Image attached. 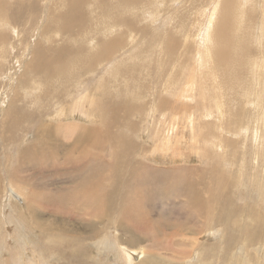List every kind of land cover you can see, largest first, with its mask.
I'll list each match as a JSON object with an SVG mask.
<instances>
[{"label":"rangeland","instance_id":"rangeland-1","mask_svg":"<svg viewBox=\"0 0 264 264\" xmlns=\"http://www.w3.org/2000/svg\"><path fill=\"white\" fill-rule=\"evenodd\" d=\"M20 1L4 0V3L12 9ZM49 1L54 4V9L62 10L60 3L66 0H38L33 16L23 10L24 17L17 18L15 23L10 21L14 26L7 24L3 27V21H0V33L6 31V43H9L0 46V54L5 52L8 55L3 61L0 58V264H128L124 255L126 251L131 254V264H264V221L257 214L262 212L264 215V73L262 71V78H257V82L251 77L258 76L261 70L256 67L250 74L251 67L246 63L245 49L249 45L243 44L241 36L243 32L247 34L252 30L242 29L244 19L238 24L230 17L227 35L231 42L230 53L225 63H215L218 40L216 42V37H213L212 44L211 36L213 58L208 61L204 55L207 45L204 38L212 13L215 14L213 35L216 33L223 0H167L166 9L158 19L146 12L147 9L138 8L139 4L131 0H84L81 17L84 16L85 24L79 21L72 26L80 29L77 36H69L68 28H61L60 21L56 19L51 25L53 41L48 45L47 39H42L43 45L51 47L46 52L49 57L58 58L55 55L61 47L66 48L68 55L61 57V64L56 66L53 75L36 77L40 80L34 82L33 76L30 79V68L24 69L23 63L29 58L25 47L27 42L30 44L41 39L42 36L39 39L33 36L37 27L51 23L44 12L42 14L45 3L52 6ZM249 6L250 3L245 6L247 12L258 21L259 9L249 10ZM249 23L250 19L246 17V24ZM130 27L139 30L149 27L150 30L146 35L142 31L144 34L140 33L132 40L127 36ZM15 30L20 31V36L17 31L13 35L11 31ZM114 30L125 33V47H116L113 51L118 57L117 66L124 67L119 73L116 70L107 72L112 67V59H104L101 64L94 61L88 64L98 48L96 44L91 45L95 41H87V37L97 36L100 42L98 38L102 32ZM258 34L256 29L250 35L255 44ZM104 37L106 39L107 34ZM168 39L175 40V51L171 54L166 50ZM234 42L242 43L243 47L232 53ZM157 43L158 46L162 43V46L159 48ZM187 44L191 47L184 50ZM22 52V63H16ZM251 54H254L253 47ZM236 55L241 59L240 64L234 62ZM86 70L92 73L87 74ZM73 72L75 78L71 76ZM22 74L29 79L26 77L27 84L18 91L14 87L18 86ZM117 74L120 75L116 77ZM78 75L83 79L81 86L76 85ZM250 78L252 80L248 81ZM27 85L34 89L27 91ZM253 85L263 94H254ZM188 86L193 90L184 93ZM16 91L18 94L15 96ZM257 95L263 98L262 106L255 100ZM13 96L17 99L15 110L26 111L27 115L16 112L15 120H4L10 115L8 107L12 105ZM92 97L112 104L120 111V116L127 108L134 127L121 124L110 126V130L106 125L99 128L107 117L98 119L101 116L99 111L93 112L88 105L81 107L79 104L93 101ZM31 100L34 101L32 105L25 104ZM56 100L60 101L59 104ZM160 100H164L167 106L160 107ZM60 103L61 106L66 104L64 109L63 106L60 109ZM253 107L255 110L260 108L259 114ZM58 108L64 110L61 116H56ZM29 112L37 113L38 117L29 118ZM39 119L54 125L98 127L95 130L99 135L109 132L115 135L111 138L114 141L106 144L95 134L91 140L81 139V149L88 146L87 149L75 150L71 139H63V148H72L69 153L65 149L57 158L50 155L44 164L42 158L35 157L34 160H39L33 162L32 170L27 168L15 172L14 178L9 179L5 172L13 171L18 160L17 151L32 141L35 122ZM60 129L68 132V129ZM54 133L58 132L50 134L53 140ZM166 135L167 149L170 147L167 152H153L157 141ZM58 136L66 137L57 135L56 138ZM122 136L130 138L136 148L126 150L121 142ZM97 140H100L99 144L91 146ZM114 149L123 152H115ZM119 157V167L109 166ZM84 160L105 167L101 174L111 169L120 170L122 176L116 184L100 178L104 185L99 193L105 196L108 192L115 196L111 202L112 217L104 218L101 223L93 217L92 205H100L102 197L90 202L78 196L75 212L70 206L63 209L59 199L55 200L65 196L74 185L67 175L75 172L74 166L83 167ZM89 168L91 170L92 166ZM32 173L36 180L34 189L32 186L24 189L21 196L17 189L12 190L11 180L30 179ZM125 181L127 186L120 187V183ZM133 181L135 183L131 185ZM17 184L21 186L20 182ZM130 191L138 202L135 215L120 218V228H114L118 218L111 219L117 215L119 205ZM27 193L30 195L28 200L24 196ZM221 193L230 195L232 206L238 207L239 211H234L228 218L223 215L219 220L216 208L224 202L215 194ZM205 198H209L211 206L206 203L193 206ZM132 201L131 198L129 202ZM247 207L253 208V213ZM77 211H81L79 215L75 214ZM33 213L39 215L43 222H53L55 215L65 217L68 222L65 229H54L57 233L51 235V241L35 225ZM258 216L261 219L257 220ZM91 222L97 225V236L92 237L87 233L88 228H84ZM59 236L61 240L57 244L56 237ZM151 259L155 263H151Z\"/></svg>","mask_w":264,"mask_h":264},{"label":"bare ground","instance_id":"bare-ground-1","mask_svg":"<svg viewBox=\"0 0 264 264\" xmlns=\"http://www.w3.org/2000/svg\"><path fill=\"white\" fill-rule=\"evenodd\" d=\"M37 1L38 0H22V1H20L16 5L15 8L9 9V7L5 5L4 0H0V21H3V23H2L3 27L5 25H7V24H8V26H9V24H11V26H12L13 25L12 23H15L14 20H16L17 18H20L21 19L22 17H24V11L23 10H25V9L28 12L27 15L31 14L33 16V14L36 11V3H37ZM131 1L135 2L136 4H139V7L138 8L141 7V8L147 9L146 12H149L151 15L156 16V19L159 18L158 16L161 17V15L163 13V9L165 11L166 6H167V0H146L144 2L142 0H131ZM50 2L51 1H49V3ZM83 3H84V0H66L65 2H61L60 3V5L63 8L62 10H59V9L56 10V9H54L53 8L54 4L52 5L50 3V6L52 5L51 7H48V4L47 3L44 4V7L42 8L44 10L42 11V14L44 12V14L46 15V19L48 21L51 20V23H48L47 22L43 27H41V26L37 27L36 26L37 29H35V32H34V35L33 36H35V37L37 36L38 39L42 36L41 39H39V41L36 40L34 43H30V44H28L29 42H27V44H26V41H27L26 40L25 41L26 47L24 46L25 49H26L25 51L28 52L27 55H29V56H26L24 54V56L29 57V58H26L27 60H25L28 63L27 62H24L23 63L24 64V69L26 67L30 68V70H31L30 79H31V76H33L32 77L33 78L32 81L35 82V81L40 80V79H37V78H41V76H43L45 74H46V76H48L49 74H52L53 75L54 74V70L56 69V66L61 64V61H60L61 60V57L64 56V55H68L66 53L67 52L66 51V48H64V47H61L60 50L57 51L60 54L56 52V55L55 56H58V58H56V59H54L53 57H49L47 55V53H46L47 52V49H50L51 48L48 45L54 39L53 31H52V26L51 25L57 19L61 23V25H60L61 28L62 27L68 28L66 30V32H67V34L69 36H71V35L77 36V33L80 32V29L79 28L74 29L72 26H73V24H75V23H77L79 21L83 25L85 24V18H84V16L81 17L82 16V13H81V5ZM248 3H250L249 10H254V9H257V8L259 9L258 10V17H259L258 21L253 20L252 16L247 12V9L245 8V6ZM149 13H147V14L144 15L145 18H146V15L148 17V14ZM214 16H215V14L212 13V17H210V19H209V25H208V27L206 29V33H205L206 36L204 38L206 40V42H207V45L205 46V51H204V55H205L206 59H208V61L210 59V61H211V59L213 58V54L211 52L212 45L210 44V42H211V36H212V44H213V37L214 38L216 37L215 38L216 42L218 40V42H217V48H216V51H215V55H216L215 63H225L227 61L226 56L229 55V53H230L229 46L231 45V42L228 40V37H227V35H228V26H229L228 22L230 20V17H233L234 22H236L238 24H240V22L244 19V25L242 26V29L243 28L244 29H251L252 32L251 33L248 32L247 34H244V32H243V34L241 36V40L243 41V44L244 45H249V47H247L245 49V53H246V63L251 67L250 74L253 73L252 71L255 70L256 67L261 70V72H260V74L258 76L257 75L251 76L252 79L254 80V82H257V78H259V77L262 78L261 77L262 71L264 73V0H223V2H222L221 18L219 19V23H218L217 29L215 31L217 34L215 33L213 35L212 25H213ZM246 17L250 19V23L248 25L246 24ZM117 18H118V16H117ZM10 21H12V23ZM17 25L15 26L16 28H17ZM76 27H78V26H76ZM149 27H150V25H149ZM149 27H146L145 29H142V30H139L137 28H133V27L131 28L130 27V30H131L130 31V34L127 35V36H130L129 38H132V40H133V37L134 36H138V34H140V33H143L142 31H145L146 33L145 34L143 33V34L146 35L148 33ZM11 28H13V27H11ZM256 29H258L259 34L256 35V37H255V42H256V44H255L253 42L254 41L253 38H251L250 35L251 34H254V30H256ZM115 30L114 31H109L108 33L102 32L103 35L98 38V40H100V42L97 41V36L96 37H90V36L87 37V41L94 40L95 42L92 43L91 45L96 44V46L98 48V49L96 48L97 51L93 53V58L88 62V64H91L92 61L101 64V62L104 59H108V60L109 59H112V61H110L112 63V67L111 68L109 67V66H111V63H109L110 65H108V67L110 69H108L107 72H109L110 70H116V72H118V73L119 72H122L121 70H123L124 67H121V66L118 67L117 66V64H119L116 61V59L118 57L114 55V54H116V52L114 53L113 51H114V49L116 47H122V48L125 47V44L123 43V40H124L123 35H125V33H124V31L116 32ZM16 31L17 30L11 31V32L14 35ZM5 32L6 31H2L0 33V46L3 45V43L4 44H9V43H6L7 42L6 40H7L8 37H7V34ZM87 32H85V33H87ZM131 32H133V33H131ZM183 33L185 34V29H184V32ZM17 34H18V36H20V31L19 30L17 31ZM105 34H107L106 39H104L105 38L104 37ZM153 34H155V33H153ZM153 34H150V35L152 36ZM162 34H164V32ZM27 35H28V33H27ZM22 36H23V34H22ZM109 37H112V38L109 39ZM157 37H158V35H157ZM15 38H17V36ZM18 38H17V42H19L18 41ZM44 38L47 39L48 45H43L42 44L43 43L42 42V39H44ZM161 38L163 39V37H161ZM21 39H22V37H21ZM9 40H10V38H9ZM23 40H24V38H23ZM155 40H157V39L155 38ZM174 41L175 40H173V41L170 40V39L167 40V47H166L167 54H171L173 52V50H174ZM13 42H15V41H13ZM15 44H16V42H15ZM121 44H122V46H121ZM132 44H133L132 46H135L134 43H132ZM243 44L242 43L234 42L232 44L233 45L232 53H234L235 50H237L239 48H242L243 47ZM156 45L158 46V43ZM3 46H5V45H3ZM161 46H162V43H161ZM161 46H158V47L160 48ZM27 47H29L28 50H27ZM190 47H191V45L190 44H187L184 47V50H186V49H188ZM251 47H253V49H254V54H251ZM19 49L20 48H18V50ZM5 54H7V53H5V52L3 53L2 52L0 54V58H1L2 61L5 58H7V56H8V55L6 56ZM22 55H23V52L21 53V55L19 56V58L17 57L16 63H22L21 62L22 61V58H24V57H21ZM74 59H75V57H74ZM234 62H235V64H240L241 59H240V57L238 55H236L234 57ZM96 63H94V64H96ZM94 64L92 66H89V69L93 68ZM252 67L254 69H252ZM95 71L96 70H93V72H95ZM26 72H27V69H26ZM86 73L89 74V73H92V71H87L86 70ZM113 74H115V73H113ZM119 75L117 74L116 77H118ZM71 76H73L75 78L76 75L74 76V72H73ZM26 77L29 79L28 76H26L25 74L24 75L22 74L20 76L19 80H18V83H17L18 86H15L14 89L17 88V90L19 91V89L22 87L20 89V91H21L24 88L25 84H27ZM76 78H78V79H76V82H78L76 85L79 84V86H81V83L83 82V79H81L82 78L81 75H78ZM252 79L250 78V79H248V81L249 80H252ZM262 79L264 80V74H263V78ZM98 83H99V81L97 82V84ZM29 84H31V83H29ZM101 84H103V83H101ZM244 84H246V83L244 82ZM259 84H260V82H259ZM262 85H264V82L262 83ZM103 86H105V85H102V87ZM253 87H254V85H253ZM104 88H106V87H104ZM26 89H27V91L31 92L34 88L32 86H30V85H27L26 86ZM191 90H193V89L188 86L184 90V93H187V91H191ZM18 91H16L14 93L15 96H16V94H18ZM94 91H96V89H94ZM69 92L70 91H68V94H69ZM74 92H76V91H74ZM252 92L254 94H259V95L264 93V91L262 93L261 90L259 91V89L258 90H257V88L255 89V87L252 90ZM45 94H48L49 95L50 93H45ZM79 94H81V96H85L84 94H82V92H80ZM92 94H94V92ZM259 95H257L258 98H256L255 100L259 101V103L262 106V103H263L262 102V99L263 98L259 97ZM97 96H99V95L97 94ZM54 98L55 97L53 96L52 100ZM253 98H255V97H253ZM97 99H99V98L92 97V100L93 101H89L88 100L89 102L87 104L85 102L84 103H79V104H81V107H82V105H84L85 107H87V105H88L89 106V110H91L93 112L94 111H99V114L101 116L98 119L101 118L103 120V117H107V120H105V122L103 121V124L102 125H99V128H102L101 126H103V125L105 126L106 125L107 126V130H110L111 129V128L109 129L110 126L114 125V126L117 127V126H120L121 124H124V126L125 125H129V127H132V128L134 127L135 124L131 120V117L128 116L129 111H128L127 108L123 109L124 115H121L120 116V115H118V113H120V111H118L116 108H114V106L112 104H107L104 100H97ZM247 99H249V96L247 97ZM16 100L17 99H15V97L13 96V98H12V105H10L8 107V112H9L10 115L8 116V119L5 118L4 120H8V121L15 120L16 119V116H17L16 112L19 113L20 115H21V113H24V116L26 117V115H27V112L26 111H22L20 109H17V111L15 110V108L17 107L16 106L17 105ZM37 100H39V97H37ZM251 100L253 101V99H251ZM103 101H104V103H102ZM163 101L160 100V103L158 102L160 107H166L167 106V103L166 102H163ZM33 102L34 101H32V100L30 102H28V101L26 102L25 101V104L32 105ZM40 102H41V100L38 101V103H40ZM59 102L60 101H57L58 104H59ZM152 102H151V104H153ZM53 103H55V102H53ZM50 104H52V103L50 102ZM75 104H78V103L76 102ZM258 104H257V106L260 107V105H258ZM57 105H56V108L59 107V106H61V103H60L59 106H57ZM65 105L66 104L62 105L63 106V109H64V106ZM62 106L60 107V109L62 108ZM79 106H77V107H79ZM53 107H54V105H53ZM259 107L256 109L257 111L253 107L254 110L256 111V113L258 112V109H260ZM262 108L264 109V107H262ZM60 109L59 108L57 109L59 111V113L56 110L57 111L56 116L57 115L58 116H61L63 114L62 111H64V110L62 109V111H61ZM67 110H68V108H67ZM54 114H55V111H54ZM64 114H67V113H64ZM257 114H259V112ZM28 115H29V118H31V119H35L36 117H38L37 116V113L29 112ZM40 115L42 116V113ZM261 117H259V118H261ZM100 122H102V121L100 120ZM69 123H71V122H69ZM55 125L53 123L44 122V121H42V119H39V120H37L35 122V130L33 132V139H32V141L31 142L29 141V143H26L24 145V147L20 149L19 152L17 151V153H18V160L16 162V165H15L13 171L10 172L9 170H7L5 172L9 176V179H13L14 178V173L15 172H19V171L21 172L23 169H27V168L32 170L31 165L33 164V162H37V160H39L40 158H42V164H44V163L47 162V159H49L50 155H53L55 158H57V156L60 154L61 151H64L65 149L67 150V152L69 151V149L72 150L71 147L68 149L67 146L65 148H63L64 145H65L64 142H63V139H68V138L71 139L70 143H72V145H73V147H74L75 150H84V149H87L88 146L86 147L84 145L85 148L84 149H81V139H83V140H91L94 137L93 135L98 134V131L95 130V128L97 129L98 127H85V126L84 127H81V126H76V125L73 126V127H70V125H67V126H69V127H67L65 125V123H64V125H61V123L60 124H57L56 126ZM60 128H64L66 130L68 129V132L67 131L64 132V130H61ZM76 128L78 130H76ZM59 129L61 130V132L59 131ZM54 131L55 132H58V134L57 133H54V139L55 140H53L52 137H50V134L52 136V132H54ZM116 133H118V132H116ZM57 135H66V137L60 138L58 136L56 138ZM112 136H115V135L114 134H111L109 132H105V135H102V136L99 135V134L97 135V137H100V140L103 141V142H105L106 144L108 142H113L114 141V139H111ZM163 139L161 138V139H159L157 141L156 145H154V147H153L154 148L153 152L154 151L167 152V150L170 148L169 147L167 149V135L164 136ZM100 140L95 141L96 144L91 145V146L98 145L99 142H100ZM121 142H122V144H123V146H124V148L126 150H128V149L133 150L134 148H136V146H134L133 142L130 140V138H127V136L126 137L125 136H122V141ZM27 147H29V148H27ZM88 149H90V148H88ZM114 151L115 152H123L122 150L120 151V150H117V149H114ZM119 155H117V156H119ZM35 157H39V159L34 160ZM2 158H3V156H2ZM120 158L121 157L115 158V160L117 162H114V163L110 164L109 166H111V167H119L118 164L120 163ZM51 160H52V158H51ZM7 161L8 160H5L4 162L7 163ZM84 162L85 163H83V167H75L74 166L75 172L68 173L67 176L70 177V180L72 182H74V185L67 190L68 192L66 193L65 196H62V197H59V198H55V200L56 199H59L58 202L60 204H62V208L63 209H68L69 206H70V208L73 207L71 209L73 211L76 208V205L79 204L78 199H77L78 196L81 197V198L88 199L90 202L102 197V201H101V204L100 205H97V206L92 205L93 217L97 218L99 220L98 222L101 223V221L104 218H108V217L111 218L112 217V209H113V205L112 204L113 203H111V202L114 200L115 196H114L113 193H108V192L105 194V196L103 194H100L99 193L100 190H102V187L104 185L103 182L100 180V178H105L108 181H111L112 180V182H115L114 184H116L119 181H121L120 178L122 176H120L121 175L120 174V170H118V171L117 170L112 171L111 169H107V171L104 174H101L105 167L104 168H101L97 164L91 163L88 160H84ZM103 164L106 166L105 163H103ZM89 166H92V169L91 170H90ZM38 169H40V168H38ZM131 172H132V174L134 173L133 171H131ZM30 177H31L30 179L23 178V180H15V181L11 180L12 190H13V188L14 189H17V192H19L20 193V196H21L24 189H26V188H28L30 186H32L33 189H34V187L36 186L35 185L36 184V180L33 179V178H35L34 177V174L32 173ZM222 177H224V176H222ZM17 181L20 182L21 186L17 184L18 183ZM97 181L99 182V184L97 183ZM134 183L135 182L133 181L130 184L132 185ZM122 186H127L126 181L120 183V187H122ZM13 191H12V193L14 194ZM14 195H17V194L15 193ZM215 195L218 196L217 198H222L223 199V202H224L223 205L219 204L217 206V208H216V210L219 211L216 214V218L217 219L219 218V220H221L222 217H223V215H226V217L228 218V216L231 215V214H233L234 211H239L238 210V207L235 206V208H234V206H232L233 204H231V196L230 195L224 194V193H221L219 195L218 194H215ZM24 196H25L26 200H28L27 198L30 199V195L28 193L25 194ZM31 198L32 199H35L34 196H32ZM131 198L134 201H132L130 203L129 200ZM142 199H145V195H142ZM205 199H203V201H200V202H198L196 204H193V206H197V207H198V205L199 206H203L205 203L208 206H211L210 205L211 204L210 203L211 201L209 200V198H207L206 200ZM135 200H136V197H135L133 191H130L129 195L124 199L123 203H121L119 205V209H118L117 215L113 219H111V220H116L118 218L117 219V225H114V228H117V229L120 228V223H121L120 218H124L125 216H129V215L134 214L135 206L138 203ZM138 200L141 202L139 195H138ZM29 201H31V200H29ZM142 203H144V202L142 201ZM247 209H252L250 213H253V208L247 207ZM138 210H140V209H138ZM226 210H228L229 212H225ZM73 212H75V211H73ZM79 212H81V211H77L75 214H78L79 215L80 214ZM245 213H246V211H245ZM33 214L35 216V225L38 226L39 228H41V231H44L46 233L45 236L50 237L51 241L53 240V237L51 235H55L57 233V231L54 230V229L56 227H58L59 229L63 230V228L65 229V227H66L65 223L68 222V219H66L65 217H60L59 218L56 215L54 216V214H52L55 217V219L53 220L54 223L51 222V220H50V223L49 222H45V221L43 222V221H41L39 215H37L36 213H33ZM248 214H249V212H248ZM257 214H259L263 218V221H264V215H263V213L262 212H257ZM219 215H221V217ZM258 219H261V218L258 216L257 220ZM94 225L95 224H93L91 222V223L85 224V226H84V228H88V232L87 233L89 235H92V237L98 235V231L95 228L97 225H95V226ZM74 232H75V230H74ZM56 238H57L56 241H57V244H58L60 242V240H61V237L59 236V237H56ZM48 241H49V239H48ZM127 244H131V243H127ZM19 245H21V243H19ZM124 255H125L126 259H127V262H129L128 264H131L132 263L131 254L126 251V252H124ZM146 258H149V257L147 256ZM153 260L154 259H151L150 262L152 263ZM153 263H155V262H153Z\"/></svg>","mask_w":264,"mask_h":264}]
</instances>
